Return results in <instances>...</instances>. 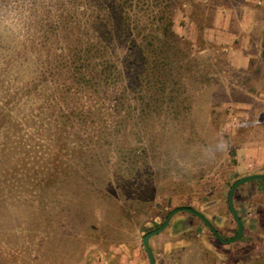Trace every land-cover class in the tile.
<instances>
[{"label":"rangeland","instance_id":"1","mask_svg":"<svg viewBox=\"0 0 264 264\" xmlns=\"http://www.w3.org/2000/svg\"><path fill=\"white\" fill-rule=\"evenodd\" d=\"M94 1L0 0V264H150L143 238L178 207L233 239L231 187L264 174V3L180 0L173 95L149 107L128 45L122 102L59 98ZM234 205L239 241L180 212L149 242L156 264H264V181Z\"/></svg>","mask_w":264,"mask_h":264},{"label":"trees","instance_id":"2","mask_svg":"<svg viewBox=\"0 0 264 264\" xmlns=\"http://www.w3.org/2000/svg\"><path fill=\"white\" fill-rule=\"evenodd\" d=\"M179 1L95 0L92 15L82 24L89 30L80 29L76 46L69 49L70 63L76 64L66 67L69 83L59 85V98L96 95L112 87L120 92L122 102L127 88L121 87L124 72L117 64L115 51L127 45L135 66L134 83L146 88L148 106L160 105L172 96L174 69L179 64L176 54L184 44L174 31L173 17ZM141 92L139 89L135 94Z\"/></svg>","mask_w":264,"mask_h":264},{"label":"water","instance_id":"3","mask_svg":"<svg viewBox=\"0 0 264 264\" xmlns=\"http://www.w3.org/2000/svg\"><path fill=\"white\" fill-rule=\"evenodd\" d=\"M258 180H264V175H251V176H248V177H244V178H240L238 179L234 184L233 186L231 187V190H230V193H229V199H228V203H229V207H230V210L234 216V218L236 219L237 221V224H238V234L237 236L234 238V239H231L229 241H226L225 239H223V237L220 235V233L218 232V230L215 228V226L213 225V223L203 214L201 213L200 211L192 208V207H178V208H175L174 210H172L165 222L157 229L153 230V231H150L149 233H147L144 238H143V245H144V248L148 254V257H149V261H150V264H156V261H155V257H154V253L150 247V240L161 234L163 231H165L168 226L170 225L173 217L177 214V213H180V212H189L193 215H195L196 217H198L201 221H203L207 227H209V229L213 232V234L222 242V243H235L237 241H239L243 234H244V224H243V221L241 219V217L239 216L236 208H235V205H234V196H235V193L237 191V189L249 182H252V181H258Z\"/></svg>","mask_w":264,"mask_h":264},{"label":"crops","instance_id":"4","mask_svg":"<svg viewBox=\"0 0 264 264\" xmlns=\"http://www.w3.org/2000/svg\"><path fill=\"white\" fill-rule=\"evenodd\" d=\"M257 4H261V5H263V3H264V0L262 1V0H256L255 1ZM260 175H264V174H260ZM248 177V176H247ZM244 178V177H243ZM258 181H264V180H258ZM240 188V187H239ZM238 188V189H239ZM237 189V190H238ZM237 192V191H236ZM236 194V193H235ZM235 197V196H234ZM230 244H233V243H230ZM15 264H33V263H27V262H23L21 259H18V261L15 263ZM95 264H98L97 262H95Z\"/></svg>","mask_w":264,"mask_h":264},{"label":"flooded vegetation","instance_id":"5","mask_svg":"<svg viewBox=\"0 0 264 264\" xmlns=\"http://www.w3.org/2000/svg\"><path fill=\"white\" fill-rule=\"evenodd\" d=\"M223 239H225V238H223ZM234 239V238H233ZM226 241H229V240H231V239H225ZM220 241V240H219ZM221 242V241H220ZM222 243V242H221ZM223 244H230V243H223Z\"/></svg>","mask_w":264,"mask_h":264}]
</instances>
